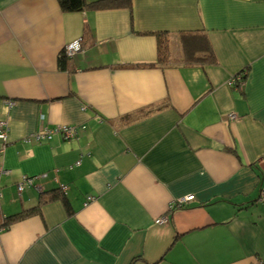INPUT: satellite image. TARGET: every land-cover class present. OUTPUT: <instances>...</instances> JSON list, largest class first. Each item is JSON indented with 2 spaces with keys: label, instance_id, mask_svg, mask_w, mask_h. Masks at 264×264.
I'll use <instances>...</instances> for the list:
<instances>
[{
  "label": "crops",
  "instance_id": "1",
  "mask_svg": "<svg viewBox=\"0 0 264 264\" xmlns=\"http://www.w3.org/2000/svg\"><path fill=\"white\" fill-rule=\"evenodd\" d=\"M192 30L214 63H182ZM153 31L175 65L125 67L158 61ZM0 123V223L38 207L0 228V264H264V0H0Z\"/></svg>",
  "mask_w": 264,
  "mask_h": 264
},
{
  "label": "trees",
  "instance_id": "2",
  "mask_svg": "<svg viewBox=\"0 0 264 264\" xmlns=\"http://www.w3.org/2000/svg\"><path fill=\"white\" fill-rule=\"evenodd\" d=\"M59 6L66 13H82L86 11H105V10H119V9H129L133 10L134 0H93L91 2L87 0H57ZM143 34V33H137ZM148 35H153L157 39V52L158 61L153 64L145 65H126L125 67H139L143 66H169L175 65L174 60L171 56V36L168 31H153L148 32ZM92 37L91 30L89 26H85L83 31V36L81 45L90 41ZM181 44L183 47L184 57L182 63L185 66H200L212 64L216 61V55L213 50L210 38L206 30H192L183 31L180 33ZM70 58L66 54V48L63 49L59 57V65L62 69H65V64L70 61ZM68 206V202H65ZM38 213V207L30 210L29 212H19L13 215H4V219L0 223V228L9 227L14 223L22 221L29 216ZM71 213V212H70Z\"/></svg>",
  "mask_w": 264,
  "mask_h": 264
},
{
  "label": "built area",
  "instance_id": "3",
  "mask_svg": "<svg viewBox=\"0 0 264 264\" xmlns=\"http://www.w3.org/2000/svg\"><path fill=\"white\" fill-rule=\"evenodd\" d=\"M82 50V45L81 41H76L66 47V54L69 57H73L75 54L80 52ZM231 119H235L236 116L231 115ZM8 130L6 129V124L5 123H0V139L4 141L5 143L7 142V137H8ZM61 134L66 140L75 138L77 136V128L73 126H57L55 128H46L42 132H39L36 134V139L37 140H46V139H52L55 134ZM8 171L5 170L1 165H0V176L3 174H6ZM26 185L29 186H34V179L31 177H24L21 182L18 184V190L19 192H22L24 187ZM195 196H189L186 198H183L182 200H179L175 204L173 203L170 207L171 209H178V208H183L185 207L186 203H189L193 201ZM261 199L264 201V186L261 191ZM169 219L167 217L160 218L156 222L158 224H164L168 222Z\"/></svg>",
  "mask_w": 264,
  "mask_h": 264
},
{
  "label": "rangeland",
  "instance_id": "4",
  "mask_svg": "<svg viewBox=\"0 0 264 264\" xmlns=\"http://www.w3.org/2000/svg\"><path fill=\"white\" fill-rule=\"evenodd\" d=\"M182 199H183V198H182ZM182 199H181V200H182Z\"/></svg>",
  "mask_w": 264,
  "mask_h": 264
}]
</instances>
